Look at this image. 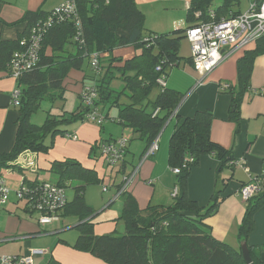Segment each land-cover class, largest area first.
<instances>
[{
	"label": "trees",
	"instance_id": "obj_1",
	"mask_svg": "<svg viewBox=\"0 0 264 264\" xmlns=\"http://www.w3.org/2000/svg\"><path fill=\"white\" fill-rule=\"evenodd\" d=\"M185 1L188 2L187 26L165 33L144 27L145 14L137 8L134 0H74L76 10L71 14H62L57 9H39L27 11L20 20L10 23V26L24 24L25 30L15 39L0 41V73H12V63L26 49L21 41L34 28L40 33V45L31 69L16 80L21 90L20 105L16 107V138L10 151L0 152V175L4 169L25 171L26 167L20 162L22 154L48 153L57 136H66L70 134L69 127L73 124L87 121L91 109L82 106L60 114H54L50 109L41 125L31 121L43 101L53 106L64 100V82L72 70L83 72L84 86L90 85L96 90V107L119 110L116 121L129 128L144 143L139 161L144 159L146 151L183 99L181 93L160 86L158 80L163 76L168 78L171 69L180 62L191 61V58L180 56L181 43L186 38L187 30L202 22L212 21L211 10H214L217 21L242 14L241 0ZM216 1L221 3L215 5ZM262 1L252 0L258 4ZM127 47L135 50L130 58L115 52ZM95 54L98 55V65L93 67L92 57ZM261 54H264V35L255 42L254 48L246 50L238 60L237 84L227 90L231 95L229 118L237 124L236 133L240 132L243 97L251 89L255 60ZM157 67H160V71L156 70ZM115 79L123 82L120 90L111 86ZM154 90L158 93L152 98ZM123 97L127 98V102H122ZM213 120V113L209 109L197 111L192 117L177 115V124L169 144L168 166L172 171L180 169L174 188L178 191L172 203L149 205L144 209L127 191L122 192L119 198L124 201V208L118 219L125 223L124 233L96 235L94 232L95 211L86 203L85 191L89 184L103 182L97 172L74 159L54 161L49 171L58 180L52 184L66 189L67 203L60 211L61 216L76 217L79 222L76 227L79 235L72 247L89 252L107 264H246L242 251L216 238L206 222L224 199L221 196L223 187L212 195L206 206H200L188 194L191 172L199 166L203 156L210 155L218 161V176L226 168L232 169L231 163L236 160L231 149L212 139ZM112 139L115 138H102L93 146L92 155H96V147L100 148ZM128 153H133L130 146L120 164L121 171L114 167L124 175L128 166L133 168V173L138 165L127 161ZM23 175L19 190L27 186L30 192L17 201L26 203L27 199L31 201L36 198L37 189L44 182H40L38 177L28 179ZM232 178L224 179L223 186ZM254 179L260 188L246 201V210L238 230L240 241H247L255 229L256 214L264 208V172ZM75 183L76 186L72 187ZM69 187L74 190L71 200L67 196ZM122 187L123 182L118 185V191ZM24 210L33 213L25 204ZM263 250L264 245L249 247L253 264H262L259 253Z\"/></svg>",
	"mask_w": 264,
	"mask_h": 264
},
{
	"label": "crops",
	"instance_id": "obj_2",
	"mask_svg": "<svg viewBox=\"0 0 264 264\" xmlns=\"http://www.w3.org/2000/svg\"><path fill=\"white\" fill-rule=\"evenodd\" d=\"M1 1L4 3H0V41L12 40L18 34L24 32L25 25L10 26L9 24L20 20L27 11H31L32 0ZM12 3L14 4L7 5ZM39 9H43V7ZM254 47L255 43H253L251 48L245 47L235 50L223 63L203 79L195 71L191 61H182L178 66L172 68L167 78L166 87L183 95L182 101L175 110L176 116L170 119L161 131L158 143L159 149L156 154L141 161L139 160L145 148L144 143L138 140L137 136L133 135L130 130V139L128 140L130 141V151L133 153H128L126 158L127 161L138 163L135 169V171L137 170L134 178L135 187L129 189L128 186L126 191L136 199L139 207L143 205L141 198L147 191L149 192L148 188L151 186H153V189L149 192V198L145 200L149 205H167L172 203V194L177 177L168 166V152L170 139L177 124V115L192 117L197 111L211 110L214 117L211 128L212 139L231 149L236 159L235 161L244 165H234L232 169L226 168L218 176L220 171L218 169V161L213 156H203L199 166L195 167L191 172L188 180V194L200 206H206L210 202L212 195L223 187L221 196L224 199L220 203L218 210L209 216L206 222L211 226L212 233L216 238L223 240L237 250H241L238 230L247 206L240 193L242 186L264 172V94L254 88L252 86L253 83L251 84L252 95L250 101L241 106L240 132L236 133L237 124L229 118L231 95L227 90L221 89L225 78H214V76L218 71L223 72L228 67L230 69V77L235 79L238 60L246 50ZM120 53L119 55L124 58H130L135 54V50H128L126 54L123 51H120ZM180 56L184 59L191 58V56L184 54H180ZM237 56L238 58L235 59ZM256 60H261L256 63V69L257 67H264V54L257 56ZM84 76L83 72L72 70L64 82L65 94L67 91H73L76 93L78 100H81V93L85 84ZM228 84L230 86L236 85V83L231 84L230 82ZM16 88L17 81L15 78L8 73H0V152L10 151L15 142L18 111L12 105L11 94ZM66 99L65 96L63 101L57 102L60 104L57 106L59 114L68 111L65 109L64 101ZM55 106L56 103L52 107ZM106 108L110 110V107H104L100 109L101 113L104 112L105 114ZM118 113L115 118H111L110 113L105 115L111 118V122H117ZM104 131L105 124L98 126L91 121L73 124L69 127V132L71 135H76L78 137L77 140L66 136H57L54 140V146L47 154L26 152L20 156V162L25 164L24 161H31L38 169L47 171L51 169L54 161L74 159L84 167L94 169L97 172L95 166L89 161V157L92 156L93 146L97 142L99 143L102 138H119L113 134L105 136ZM110 131L113 133L115 127H110ZM117 167L121 171V165L119 164ZM13 170L22 172L18 168ZM132 170L133 168L130 172ZM130 172L128 173L127 167L125 173L131 175ZM22 174L27 176L26 171H23ZM231 176L233 178L227 180V184L223 186L224 179ZM98 177L103 180L104 187L107 186L108 188L106 192H104L103 188V194L110 193L112 196L108 199V204L104 208L99 211L93 208L95 217L101 212H105L116 200H122L119 197H115L118 192V185L123 181L113 182L112 185L105 180L104 176ZM136 188H138V192H134ZM111 190H114V192ZM2 214L4 215L0 219V259L6 255H30L32 249H43L46 250V253L42 256L34 257V264H107L89 252L72 247L79 235L76 229L79 222L76 217H74L75 221L73 222H66L65 219L69 217H63L65 222L62 227L54 228L53 223L42 226L30 219L32 217H29V215L33 213H27L22 202L18 201L9 202ZM71 230H75V233H77L74 237L70 235ZM94 232L97 234L96 229H94ZM111 233L114 232L108 234ZM246 243L253 248L264 245V208L256 214L255 229L248 237ZM259 257L262 264H264V250L260 251Z\"/></svg>",
	"mask_w": 264,
	"mask_h": 264
},
{
	"label": "built area",
	"instance_id": "obj_3",
	"mask_svg": "<svg viewBox=\"0 0 264 264\" xmlns=\"http://www.w3.org/2000/svg\"><path fill=\"white\" fill-rule=\"evenodd\" d=\"M64 5L58 11L68 15L76 10L74 0H64ZM212 21L202 22L190 27L186 32V38L191 45V61L192 65L201 76L202 79L215 70L226 58L229 57L237 49L245 48L255 43L264 35V0L261 3L251 2L246 12L231 18L215 19L214 10L210 11ZM51 21V18H48ZM21 44L26 47L20 57L17 55L15 62L12 63V73L10 76L16 80L26 71L30 70L32 63L37 59L39 54L40 33L34 28L27 36L23 37ZM229 49V51H227ZM98 65V55L92 57V66ZM160 71V67H157ZM160 85H166V78L163 76L158 80ZM222 90L230 89L229 84H223ZM12 105L18 107L20 105L21 90L17 87L11 94ZM97 99L96 90L85 85L81 100L83 105L91 108L87 119L95 122L97 125H103L105 119L96 109L95 100ZM158 111H156L157 113ZM175 113L171 119L175 116ZM68 138L77 140L76 135H67ZM159 136L153 141L145 153L144 159L154 155L159 149ZM129 147V141L124 137L112 139L100 146L104 161L113 167H117L123 161L126 150ZM29 167H34L31 161H27ZM234 165L242 166L241 162H235ZM175 174L180 173V169L173 170ZM137 170L131 175H125L123 187L117 192L115 198L119 197L122 192H126L130 182L135 178ZM260 186L255 179L241 189L242 198L247 201L254 195ZM108 190L104 187V192ZM27 186L22 190H18V198L23 199L28 194ZM35 192V191H32ZM177 189L174 190L175 196ZM10 191L6 188L4 180L0 177V216L10 202ZM67 203L66 189L55 186L52 183H42L37 189L36 198L26 201L31 212H38L40 218L38 223L42 226L50 225L54 221L62 218L60 211ZM46 253L43 249H32L30 255H6L1 257L0 264H34V257L42 256Z\"/></svg>",
	"mask_w": 264,
	"mask_h": 264
},
{
	"label": "rangeland",
	"instance_id": "obj_4",
	"mask_svg": "<svg viewBox=\"0 0 264 264\" xmlns=\"http://www.w3.org/2000/svg\"><path fill=\"white\" fill-rule=\"evenodd\" d=\"M9 1V0H8ZM7 1V2H8ZM13 1V0H11ZM137 8L145 14V23L144 27L157 33H165L174 30L175 28H184L187 25V2L185 0H134ZM64 0H32V9L31 11L38 10L40 7H43L45 10H53V9H59L61 6L64 5ZM252 0H241L240 4V10L242 12H246L249 8L250 3ZM0 3H4L0 0ZM221 1H216L215 5L220 4ZM7 4V5H13ZM253 44L247 46V48H251ZM131 50L133 51V47H127L124 49H116L115 52L118 54H121L120 51H123L124 54H126V51ZM180 54H184L186 56H191V45L187 39H185L180 47ZM238 56L235 58L237 59ZM261 60H256L254 64V70L253 75L251 79V84L254 88H257L259 92H262L264 94V67H257L256 69V63H259ZM230 69L227 67L224 69L223 72H217L214 76V78L224 77V81L222 84H228L230 82L231 84L236 83L237 84V75L235 79H232L230 77L229 73ZM115 90H120L123 87V82L120 79H115L112 82L111 85ZM261 89V90H260ZM152 98L155 97L158 93L157 90L153 91ZM252 95L251 89L247 91L244 94L242 105L244 103H247L250 101V97ZM66 100L65 103V109L68 111H74L77 109L78 106H82L83 102L81 100H78L76 93L73 91H67L66 94ZM122 102H127V98L123 97ZM60 105L56 103L55 107H52V104L48 101H43L41 104V108L32 115L31 121L32 123L41 125L43 124L47 111L51 109L52 113L59 114V111L57 109V106ZM64 109V108H63ZM117 108L108 109L106 108V113L111 114V118H115L118 113ZM62 113V112H61ZM103 112V115H105ZM111 118L108 121H105V136H110L113 134L115 137H125L127 139H130V129L124 128L119 122H111ZM117 123V124H115ZM110 127H115V131L111 133ZM96 155H92L89 157L90 163H92L96 170L97 175L105 178V180L108 183H111L113 185V182H122L125 178V175L121 172H117V169L113 166L109 165L106 161H104V157L102 155V150L99 147H96ZM47 154V153H42ZM25 164H23L27 169L25 170L28 176V179H32L35 177H38V180L40 182H46V183H56L58 178L57 176L50 172L49 170L45 171L42 169H38L37 166L29 167L27 160L24 161ZM131 167L128 166V173L130 172ZM242 175V174H241ZM2 179L4 180V183L6 185V188L10 191V202L17 201L18 198V190L20 188L21 183H23L22 179L24 175L19 170H12V169H4L2 174ZM32 177V178H31ZM135 180L134 178L129 184V189L135 187ZM77 183L71 185L76 186ZM69 187L67 190V195L72 199L73 196V188ZM104 188L103 182L94 184L91 183L87 186L86 192H85V200L86 203L94 208L96 211H99L101 208H104L106 204H108V199L112 196L110 193H104L102 192ZM149 192L152 191L153 186L149 187ZM114 192V190H111ZM134 192H138V188L135 189ZM149 192L147 191L145 195H143V198H141L143 205L140 206L141 208H145L149 204L147 203L146 198H149ZM173 197V194H172ZM171 200V198H170ZM169 200V201H170ZM173 201V200H172ZM152 204V203H151ZM24 206V203H22ZM123 209V200H116L113 205H111L105 212H101L97 217L94 218V221L96 224L94 225V229L97 230L96 235H103L108 234L110 232H117V233H124L125 231V223L123 220H119L118 217L121 216ZM4 214H1L0 219H2V216ZM29 217H32L30 219L34 220V222H38V219L40 218V214L38 212H34L33 214L29 215ZM117 218V219H116ZM66 222H73L75 221L74 217H69L65 219ZM64 218L62 217L58 221L53 222V226L55 227H62L64 223ZM71 237H74L75 230H71Z\"/></svg>",
	"mask_w": 264,
	"mask_h": 264
},
{
	"label": "water",
	"instance_id": "obj_5",
	"mask_svg": "<svg viewBox=\"0 0 264 264\" xmlns=\"http://www.w3.org/2000/svg\"><path fill=\"white\" fill-rule=\"evenodd\" d=\"M241 251L246 264H253V260L249 251V246L247 245L246 241H241Z\"/></svg>",
	"mask_w": 264,
	"mask_h": 264
},
{
	"label": "clouds",
	"instance_id": "obj_6",
	"mask_svg": "<svg viewBox=\"0 0 264 264\" xmlns=\"http://www.w3.org/2000/svg\"><path fill=\"white\" fill-rule=\"evenodd\" d=\"M187 39V38H186ZM192 62V61H191ZM165 77V76H164ZM162 78V77H161ZM166 78V77H165ZM166 85H167V78H166ZM166 85L165 86H163V85H160V86H162V87H166ZM84 107H86V106H84ZM91 109V108H90ZM96 109H98V111L100 112V114H102L103 115V113H101V111H100V108H98V107H96ZM103 117H104V119H105V121H108L110 118H107V116L106 115H103ZM87 121H90V120H88L87 119ZM91 122H93V121H91ZM93 123H95V122H93ZM104 124H105V122H104ZM103 124V125H104ZM103 125H101V126H103ZM98 126H100V125H98ZM67 135H71V134H67ZM67 135H66V137H67ZM125 138V137H124ZM71 139V138H70ZM115 139H117V138H115ZM127 139V138H126ZM128 140V139H127ZM129 141V140H128ZM129 146H130V141H129ZM147 159V158H146ZM236 161H233L232 163H231V165H232V167H234V163H235ZM135 172V171H134ZM254 179V178H253ZM251 182V181H250ZM249 182V183H250ZM248 183V184H249ZM247 185V184H246ZM177 189V188H176ZM175 190V189H174ZM177 191H178V189H177ZM173 193H174V191H173ZM173 197H174V195H173ZM118 198V197H117Z\"/></svg>",
	"mask_w": 264,
	"mask_h": 264
}]
</instances>
